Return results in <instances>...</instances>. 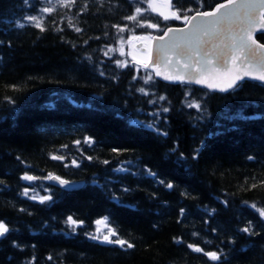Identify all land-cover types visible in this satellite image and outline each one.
Listing matches in <instances>:
<instances>
[{"label": "trees", "instance_id": "obj_1", "mask_svg": "<svg viewBox=\"0 0 264 264\" xmlns=\"http://www.w3.org/2000/svg\"><path fill=\"white\" fill-rule=\"evenodd\" d=\"M173 25L149 0H0V264H264V218L250 207L264 208V85H169L121 55ZM49 174L85 185L58 188ZM68 216L83 224L73 231ZM104 217L135 247L93 240ZM249 221L252 236L240 231Z\"/></svg>", "mask_w": 264, "mask_h": 264}, {"label": "snow or ice", "instance_id": "obj_2", "mask_svg": "<svg viewBox=\"0 0 264 264\" xmlns=\"http://www.w3.org/2000/svg\"><path fill=\"white\" fill-rule=\"evenodd\" d=\"M75 2L76 0H59V3L62 7H69L71 4H75ZM165 6L171 7V0H167ZM149 7H153L151 0H149ZM153 10H155V8H153ZM40 11L51 13L52 11H54V8H42L40 9ZM136 11L138 14L140 13L139 8ZM159 15L163 16L165 20H168L170 18V16L168 14H165L164 12H160ZM197 16H199L200 19H197ZM171 18L180 19V16L176 13H172ZM26 19L33 22L34 26L40 28L41 31L45 30L41 17L27 16ZM128 19L136 21L137 17L130 16L128 17ZM184 19L187 21L188 17L185 16ZM191 19L195 20L196 23L191 25L188 36L184 37L183 39H190L192 37L204 36L212 33L214 35L223 36L228 41V43H222L221 45H213L214 49L220 47L221 50L218 52H205L204 58L201 61L192 63L191 60H189L188 66L190 68H195L196 64H201L200 77L206 76L207 74L215 71L218 67L225 68V71L234 72L235 75L232 77V79L229 80L227 87H219V91L221 92H226L229 91V89L241 86L238 82L244 81L245 78L258 80L264 83V44H257L255 40H252V37L256 30H264V0H227L226 3L218 4L213 11L197 12V14L191 17ZM15 23L18 28L25 27L24 23H20L19 21ZM69 26H71V21H69ZM147 26L156 27L157 25L149 24ZM75 30L77 32L81 31L80 28H76ZM120 31H124V29L121 28ZM169 31H172V29H169ZM250 40H252L251 43L249 42ZM254 44L256 45L255 47H253ZM173 46L179 47V44L176 40H173ZM105 54L107 55V53ZM121 55H123V52H121ZM177 55L185 56L187 55V53L184 50H180L177 52ZM213 59L217 61L215 66H213L211 63ZM117 63H120L121 66H127L128 62L117 61ZM165 63L171 62L165 61ZM229 63L233 64L232 69L227 68V65ZM144 67L147 69L148 64H145ZM156 67H159V63L155 64L153 66V69L155 70ZM156 74L160 75L161 73L157 72ZM188 76V83L201 82L191 72L188 74ZM151 78V75H149L146 78L145 82L151 80ZM164 79H176L184 82L179 75L175 77L164 76ZM207 86L215 90L214 85L208 84ZM140 91L143 92L144 89H140ZM160 99H164V97H160ZM188 106L195 107L197 110L200 109V105L195 102L190 103ZM164 111L166 112L168 111V109L165 108ZM147 127L152 128L153 125L149 124L147 125ZM163 135H167V133H163ZM76 143L79 144L80 141H76ZM85 143L91 144L93 143V141L91 138H86ZM113 151L118 150L113 149ZM198 151L199 150H197V152ZM61 158L62 157L52 156V159ZM89 159H91V157H89ZM249 159H253V157H249ZM177 162L179 163V161ZM73 163L75 164L76 162L73 161ZM104 163L107 164L108 161H104ZM76 166L79 167L78 164ZM120 170L127 171V169H117V171ZM149 173L153 177H155L156 175L154 172H151V170H149ZM46 178L57 181L60 185H69L68 181L63 180L58 176L49 174V176ZM22 179H24L25 181H33L38 179V177L25 174ZM160 183H163V181H160ZM172 186L173 185L171 183H168L166 185V187L168 188H171ZM253 187H255V185H253ZM124 190L127 191L128 189ZM23 194L27 196L28 190L25 189ZM29 198L36 199L35 196ZM39 199L41 203H44L46 200H50L51 197L42 196L39 197ZM250 207L252 209H255L259 213V216L261 218H264V208H258L255 203L251 204ZM181 214H183V209L181 210ZM65 222L72 227L73 231H75L77 227L83 224V221H77L73 219L72 216H68ZM96 224L103 225L105 228H107V232L101 235L99 234L100 230L98 229V234H94L91 236L93 240H98L101 243L110 245H119L121 248H125V246L129 249L135 247L133 243L118 238L119 233L114 228L109 227L107 217H104L101 220H97ZM240 231L243 233H247L249 236H252L254 234L252 222L249 221L248 226L243 227L242 229H240ZM7 233H9L8 226L3 221H0V238L5 237ZM112 237H117V239H112ZM188 247L192 248L195 252H203L205 256L213 261H219L221 259L222 250L221 254H218L215 251L206 252L202 248L193 246L191 244H189ZM49 259H51V257H49Z\"/></svg>", "mask_w": 264, "mask_h": 264}, {"label": "water", "instance_id": "obj_3", "mask_svg": "<svg viewBox=\"0 0 264 264\" xmlns=\"http://www.w3.org/2000/svg\"><path fill=\"white\" fill-rule=\"evenodd\" d=\"M226 2L227 0L222 3H226ZM215 7L209 11H213ZM196 14H194L193 16H195ZM191 17L186 24L178 27L177 26L169 27L162 34L153 36L149 49V60L146 63H140L139 64L140 67L144 70L151 72L156 80L163 82L165 84L191 85L197 88L207 90L211 93H218V94L231 93L236 88L229 89V91L226 92H221L219 91V87H227L229 80L232 79V77L235 75L234 72L225 71V68L218 67L216 68L215 71L207 74L204 77H200L201 64H196L195 68H190L188 66L189 60H191L192 63H195L196 61H201L204 58L205 52H214V51L218 52L221 50L220 47L214 49L213 45H221L222 43H228L225 37L214 35L212 33H209L208 35H204V36L192 37L190 39H183L184 37L188 36L191 25L196 23V21L192 20ZM197 19H200V17L197 16ZM169 29H172V31H169ZM262 34H264V30H256L252 37V40H255L257 44H263L258 40V36ZM173 40L177 41L179 47L173 46ZM252 40H250L249 42L251 43ZM255 46L256 45L254 44L253 47ZM137 48L140 49L141 51H147V48L144 46L143 42L137 44ZM180 50H184L187 53V55L178 56L177 52ZM165 61H170L171 63H165ZM157 63H159V67H156L154 70L153 66ZM211 63L213 66H215L217 61L213 59ZM145 64H148L147 69L144 67ZM227 68L232 69L233 64L229 63L227 65ZM157 72L161 74L157 75L156 74ZM190 72L193 73L201 82L188 83L187 82L189 78L188 74ZM177 75H179L184 82H181L180 80H176V79H167V80L164 79V76L175 77ZM244 82H254L264 85V83L258 80H252L249 78H245L244 81L238 83L241 85ZM208 84L214 85L215 90L209 88L207 86ZM66 181L69 182L68 186L60 185L57 181L50 179L51 185L67 190H77L85 185V182L70 181V180H66Z\"/></svg>", "mask_w": 264, "mask_h": 264}, {"label": "rangeland", "instance_id": "obj_4", "mask_svg": "<svg viewBox=\"0 0 264 264\" xmlns=\"http://www.w3.org/2000/svg\"><path fill=\"white\" fill-rule=\"evenodd\" d=\"M166 2H167V0H151L153 7H150V9L155 14H159L160 12H164L165 14H168L170 16L169 19H174V18H171V14L174 12L172 11V9L170 7L165 6ZM162 4H163V6H162ZM153 8H155V10H153ZM168 9H170V11H172V13ZM155 29H156V27H155ZM148 35L147 34L137 35V36L129 39V41L126 43V45H123L121 48H119V50L123 53H126L128 56H130V58L135 62H138V63L147 62L149 53L147 52V54H146V52L138 49L137 44L143 42L144 46H147L149 48L150 43H151V39H152L151 37L153 35L152 34H150L149 36ZM144 36H146V37H144ZM100 228H101L100 231H107V228H105L103 225H101Z\"/></svg>", "mask_w": 264, "mask_h": 264}, {"label": "flooded vegetation", "instance_id": "obj_5", "mask_svg": "<svg viewBox=\"0 0 264 264\" xmlns=\"http://www.w3.org/2000/svg\"><path fill=\"white\" fill-rule=\"evenodd\" d=\"M221 2H223V1H221ZM221 2H219V3H221ZM200 3H201V1H200ZM198 4H199L198 0H171V7L170 8L173 10V12L175 11L174 13H177L180 16V19L179 20L178 19H168L167 21H169L170 23L178 24V25H173V26H182L185 23H187V21L190 19V17L193 16L194 14H196L197 12H204V11H209V10L213 9V8L209 9L206 7L205 8H203V7L199 8ZM182 9L185 10L184 12L187 15H185V13L184 14L182 13V11H181ZM189 9H190V11H189ZM195 9H198V10L193 12V10H195ZM153 14H155V13H153ZM155 15L160 16L162 19H164L159 14H155ZM185 16L188 17L187 21L184 19ZM131 38H133V37H131Z\"/></svg>", "mask_w": 264, "mask_h": 264}, {"label": "bare ground", "instance_id": "obj_6", "mask_svg": "<svg viewBox=\"0 0 264 264\" xmlns=\"http://www.w3.org/2000/svg\"><path fill=\"white\" fill-rule=\"evenodd\" d=\"M179 4H180V3H179ZM162 6H163V4H162ZM162 6H161V7H162ZM165 8H166V7H165ZM168 10L170 11V9H168ZM172 11H173V10H172ZM172 11H170V12L172 13ZM174 12H175V11H174ZM176 14H177V13H176ZM147 35H148V34H147ZM149 35H150V34H149ZM149 35H148V36H149ZM144 37H146V36H144ZM150 37H151V36H150ZM151 38H152V37H151ZM135 39H136V38H135ZM146 54H147V52H146ZM148 55H149V54H148ZM148 59H149V56H148ZM148 59H147V60H148Z\"/></svg>", "mask_w": 264, "mask_h": 264}]
</instances>
